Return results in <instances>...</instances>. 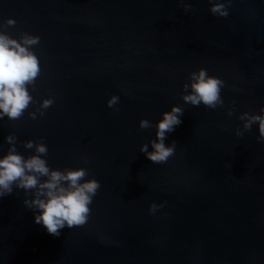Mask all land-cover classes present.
<instances>
[{"label": "water", "instance_id": "1", "mask_svg": "<svg viewBox=\"0 0 264 264\" xmlns=\"http://www.w3.org/2000/svg\"><path fill=\"white\" fill-rule=\"evenodd\" d=\"M0 264H264V0H0Z\"/></svg>", "mask_w": 264, "mask_h": 264}]
</instances>
